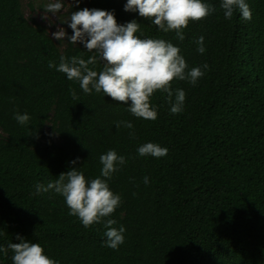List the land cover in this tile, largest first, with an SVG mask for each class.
Returning <instances> with one entry per match:
<instances>
[{
	"label": "trees",
	"instance_id": "1",
	"mask_svg": "<svg viewBox=\"0 0 264 264\" xmlns=\"http://www.w3.org/2000/svg\"><path fill=\"white\" fill-rule=\"evenodd\" d=\"M75 1L0 0V264H264V0Z\"/></svg>",
	"mask_w": 264,
	"mask_h": 264
},
{
	"label": "rangeland",
	"instance_id": "2",
	"mask_svg": "<svg viewBox=\"0 0 264 264\" xmlns=\"http://www.w3.org/2000/svg\"><path fill=\"white\" fill-rule=\"evenodd\" d=\"M24 16L45 27L47 33L54 39L63 36L62 23L68 15L77 12L75 0H20ZM79 13V11H78ZM56 45L60 46L59 42Z\"/></svg>",
	"mask_w": 264,
	"mask_h": 264
}]
</instances>
